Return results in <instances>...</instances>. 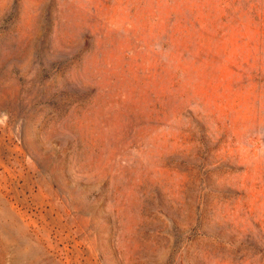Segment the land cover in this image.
<instances>
[{"label": "rangeland", "instance_id": "rangeland-1", "mask_svg": "<svg viewBox=\"0 0 264 264\" xmlns=\"http://www.w3.org/2000/svg\"><path fill=\"white\" fill-rule=\"evenodd\" d=\"M0 264H264V0H0Z\"/></svg>", "mask_w": 264, "mask_h": 264}]
</instances>
